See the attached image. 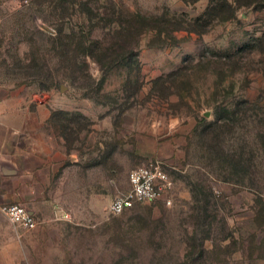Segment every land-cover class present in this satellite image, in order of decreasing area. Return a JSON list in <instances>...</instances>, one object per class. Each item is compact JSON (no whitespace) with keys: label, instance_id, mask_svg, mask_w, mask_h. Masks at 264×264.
<instances>
[{"label":"rangeland","instance_id":"rangeland-1","mask_svg":"<svg viewBox=\"0 0 264 264\" xmlns=\"http://www.w3.org/2000/svg\"><path fill=\"white\" fill-rule=\"evenodd\" d=\"M112 10L155 19L131 69L54 41H109ZM2 115L53 148L44 264H264V0H0ZM155 162L171 203L111 215Z\"/></svg>","mask_w":264,"mask_h":264},{"label":"crops","instance_id":"crops-1","mask_svg":"<svg viewBox=\"0 0 264 264\" xmlns=\"http://www.w3.org/2000/svg\"><path fill=\"white\" fill-rule=\"evenodd\" d=\"M0 119H4L0 120V128L4 129L0 137V206L23 205L39 220L43 200L39 193L32 197L33 188L41 185L45 167L40 163L54 155L53 148L49 151L44 140L34 139L27 127L8 122L11 116L2 115ZM47 231L40 225L29 232L17 230L11 223L0 226L5 240L0 241V264H44Z\"/></svg>","mask_w":264,"mask_h":264},{"label":"built area","instance_id":"built-area-1","mask_svg":"<svg viewBox=\"0 0 264 264\" xmlns=\"http://www.w3.org/2000/svg\"><path fill=\"white\" fill-rule=\"evenodd\" d=\"M130 189L125 194L116 196L109 206V213L114 216L150 203L166 200L171 203L170 195L174 189L165 164L155 162L140 166L129 174ZM0 213L12 226L24 232H29L39 226V221L25 206L19 204H3Z\"/></svg>","mask_w":264,"mask_h":264},{"label":"trees","instance_id":"trees-1","mask_svg":"<svg viewBox=\"0 0 264 264\" xmlns=\"http://www.w3.org/2000/svg\"><path fill=\"white\" fill-rule=\"evenodd\" d=\"M113 18L108 23L115 26V37H111L107 42L91 41L90 46H84L86 39L83 37L78 42L73 35L64 37L62 31L58 33V37L54 41H58V45L63 51L69 53L76 47L78 53H83L87 57L95 59L101 70L105 68L111 69L118 64L125 65L128 69L134 63H138L137 49L141 36L148 30L154 28V17L143 16L140 14L122 13L112 10Z\"/></svg>","mask_w":264,"mask_h":264},{"label":"water","instance_id":"water-1","mask_svg":"<svg viewBox=\"0 0 264 264\" xmlns=\"http://www.w3.org/2000/svg\"><path fill=\"white\" fill-rule=\"evenodd\" d=\"M50 31V29H48Z\"/></svg>","mask_w":264,"mask_h":264}]
</instances>
